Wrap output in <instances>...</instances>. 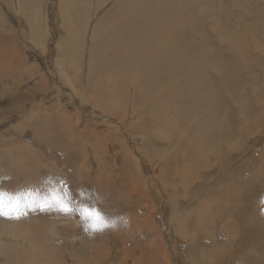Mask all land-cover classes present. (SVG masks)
I'll use <instances>...</instances> for the list:
<instances>
[{
	"label": "rangeland",
	"instance_id": "374dc122",
	"mask_svg": "<svg viewBox=\"0 0 264 264\" xmlns=\"http://www.w3.org/2000/svg\"><path fill=\"white\" fill-rule=\"evenodd\" d=\"M26 1H21L23 11L17 16L14 0H0V49L6 58L0 62V148L16 152L14 160L20 152H32L29 159H37L33 169L37 168L34 172L0 171V192L37 201L55 194L67 199L73 209L67 215L57 208L53 214L55 207L21 209L26 213L23 224H45L38 232L46 239L36 238L44 247V258L33 261L160 264V252L165 248L164 256L173 264H194V260L196 264H220L223 257L230 256L229 251L220 246L211 250V256L203 254L214 242L194 224L196 206L209 195L222 203L223 188L232 189L242 179V184L247 179L259 182L258 194L264 200V177L258 176L264 156V0H137L136 5L134 0ZM123 2L129 4L124 7ZM125 12H139L143 19L130 22L122 17ZM148 15L151 22L144 17ZM177 17L183 20L180 27L173 35H166L175 28L167 27L177 23ZM68 29L76 32L75 38H67ZM64 39L72 41L67 43L65 56L73 51L79 60V78L70 69L72 61L62 56L65 48L59 46ZM11 46L18 57L11 55ZM148 56L160 58V72H149L155 62L152 64ZM61 57L63 67L58 64ZM8 61H12L10 67ZM204 74L215 78L214 83L204 81ZM198 78L204 82L199 84ZM206 83L213 84L205 87ZM201 84L200 91L191 87ZM245 97L253 103V110L241 107ZM172 106L178 109V126L170 123ZM201 107L196 119L199 123L195 120L184 144L169 152L170 144L180 136L179 127ZM8 109L16 111L7 114ZM61 111L68 115L66 123ZM29 112L32 120L21 125ZM195 136L201 140V152H211L208 148L214 144L221 154L212 156V163L186 188L178 164L183 152L198 149ZM187 157L194 159L193 154ZM2 162L1 157L0 165ZM231 202L228 208L240 214L241 228L231 251L239 247L242 236L244 246L235 264L242 255L247 264H264V225L243 221L248 211L256 215V208L249 202ZM237 204L239 208L233 209ZM260 205L261 214L264 201ZM82 208L99 210L108 226L93 230L81 215ZM174 211L188 214L185 219L178 217L180 222H172ZM13 222L0 216V226L5 225L11 233L0 237V264H14L15 257L20 262L18 256L24 258L28 251L31 254L29 240L20 232L12 235ZM183 222H187V234L193 235L191 240L179 234L178 225ZM221 226L215 237L230 243ZM51 253L54 256L45 259ZM202 257L206 258L200 260Z\"/></svg>",
	"mask_w": 264,
	"mask_h": 264
},
{
	"label": "bare ground",
	"instance_id": "6f19581e",
	"mask_svg": "<svg viewBox=\"0 0 264 264\" xmlns=\"http://www.w3.org/2000/svg\"><path fill=\"white\" fill-rule=\"evenodd\" d=\"M22 0H14V4H12V7L14 8V13H16L17 14V16H19V12H20V10H22V2H21ZM130 0H128V2H129ZM140 1V0H139ZM145 1V0H144ZM27 3H31V0H28V1H26ZM120 2H122L121 0H120ZM126 3H127V1H125ZM143 2V1H142ZM63 3H65V1L63 2ZM62 3V4H63ZM115 3V2H114ZM117 3V2H116ZM124 3V2H123ZM134 3L135 4H133V5H136L138 2H137V0H136V2H135V0H134ZM129 4V3H128ZM127 4V5H128ZM132 4V3H131ZM121 5V4H120ZM123 6L125 5V3L124 4H122ZM127 5H125V6H127ZM113 6V5H112ZM124 6V7H125ZM28 7V6H27ZM132 7V6H131ZM139 6H137V8H138ZM129 8V7H128ZM135 8V7H134ZM29 9V8H28ZM121 9H122V7H121ZM158 9V8H157ZM133 10V9H132ZM156 10V9H155ZM23 11V10H22ZM124 11V10H123ZM127 11V10H126ZM129 12V11H128ZM128 12H125L124 14H125V16H122V17H125V18H128L129 19V21L130 22H132V21H134V20H136V19H143V16H139L138 14H139V12H138V14H131V15H128ZM150 12V11H149ZM134 13H136V12H134ZM141 13H143L144 14V12H141ZM180 13H182L183 15H186V12H180ZM120 14H121V12H120ZM123 14V15H124ZM145 15V14H144ZM155 15V14H154ZM145 18H146V20L148 21V22H151L152 21V19H151V17L148 15V17L147 16H144ZM153 17V16H152ZM170 17V16H169ZM7 18V17H6ZM149 20H148V19ZM177 19H178V17H177ZM261 19H263V18H261ZM179 20V19H178ZM56 21V20H55ZM183 22V20H179L177 23H174V24H171V25H168V29L170 28V27H175L174 29H169L168 30V32L166 33V35H168V34H170V35H173V33H174V30H176L177 29V26H178V28L180 27V25H181V23ZM6 23L8 24V25H11V23L9 22V20H8V18L6 19ZM147 23V22H146ZM247 23H249L248 21H247ZM159 25H160V23H158ZM250 24V23H249ZM248 24V25H249ZM252 24V23H251ZM157 25V24H156ZM252 26V25H251ZM66 28H68L67 26H65ZM74 27V26H73ZM75 28V27H74ZM73 28V29H74ZM251 28V27H250ZM64 29V28H63ZM68 31H70V33L68 34V36H67V38L70 40V39H72V38H75L76 37V32H74V30H73V32L71 31V30H69L68 29ZM96 32V28H94V33ZM172 37V36H171ZM63 40V42H62V44L59 46L60 48H65V49H61V51L63 52L62 53V56L64 57V58H66V57H68V59L69 60H71L72 61V67L70 68L73 72H76V75H74V77L75 78H79V74H78V69H77V66H78V63H76L77 61H79V60H77L76 59V57H75V55H74V53H73V51H72V55L71 56H65L66 55V53H67V43H72V41H69V40ZM171 43H172V41H170ZM175 43V42H174ZM121 44H122V42H121ZM68 45H70V44H68ZM123 46H125L124 44H122ZM246 46V45H245ZM69 47V46H68ZM75 47V46H74ZM74 47L71 49V50H73L74 49ZM75 50H77V49H75ZM74 50V51H75ZM0 62H2V61H4V60H6V58H4L3 57V53H4V51H3V49H0ZM176 51V50H175ZM10 53H11V55H13V57H18V55H17V50H16V48L15 47H10ZM61 55V54H60ZM63 57H61V60H59L58 61V64L60 65V67H63V66H61L64 62H63ZM78 57H80V55L78 56ZM150 59H151V63L153 64L154 62V64H153V66L149 69V72L150 73H152V72H156V70H160L161 71V69H160V58H155V60H153L154 58V56H148ZM92 59V58H91ZM241 59V58H240ZM57 60V59H56ZM66 60V59H65ZM68 61V60H67ZM215 62V61H214ZM241 62H244V64H245V61L243 60L242 61V59H241ZM240 62V63H241ZM8 63H9V67L11 66V63H12V61H8ZM69 63H70V61H69ZM206 63V62H205ZM242 64V63H241ZM247 64V63H246ZM163 65H166V64H163ZM200 65V64H199ZM243 66V65H242ZM164 68H165V70L167 71V67L166 66H163ZM239 67V66H238ZM159 68V69H158ZM164 68H162V69H164ZM204 68H205V66H204ZM69 69H67V68H65L64 69V71H68ZM157 71V72H158ZM159 71V72H160ZM156 72V73H157ZM163 72H164V70H163ZM169 73V72H168ZM170 73H171V71H170ZM202 73V72H201ZM205 73V72H204ZM66 74H68V72H66V73H64L63 72V75H66ZM163 74H165V73H163ZM205 75V74H204ZM2 76V75H1ZM203 76V75H202ZM205 76H207V75H205ZM204 76V77H205ZM201 78V77H200ZM200 78H198V81H200L199 82V84L200 83H203L204 81H211V82H213L214 83V81H215V78H212V76L210 77V76H207V77H205L204 78V81L203 82H201L202 80L200 79ZM67 79H68V81L69 82H72V79L70 78V77H67ZM202 79H203V77H202ZM3 80V79H2ZM3 82V81H2ZM213 83H206L204 86L205 87H208V86H210V85H212ZM145 85V84H144ZM75 87V86H74ZM147 87H148V85H147ZM192 87V89H194V90H196V91H200V89H202V84L199 86V87H195L194 85H192L191 86ZM9 89H10V87H8ZM161 89V88H160ZM159 90V89H158ZM75 92H77V90H75ZM77 94H78V92H77ZM240 104H241V107L242 108H245V109H247V110H253L254 109V107H253V103L250 101V99L248 98V97H245L244 99H243V101L242 102H240ZM109 106H110V104H109ZM188 106V105H187ZM173 107V106H172ZM202 108L203 107H201L199 110H197V114L196 113H194V115H193V117L190 119V120H188V121H185V122H183L182 123V125L179 127V134H180V136L176 139V140H174L171 144H170V146H169V148H168V151L169 152H171L172 150H175L178 146H180L182 143L184 144V139H185V136H187V135H189L190 134V132H191V130L193 129V128H195V124H194V121L198 118V116H199V114H200V112H201V110H202ZM188 109V108H187ZM186 109V110H187ZM12 111V114H14L15 113V109H8L7 110V114H8V112L9 111ZM173 110H174V115L172 116V117H170V123L171 124H176L177 126L179 125V119L176 117V115H175V112H177L178 111V109H177V106H175V107H173ZM190 110H192V109H190ZM189 110V111H190ZM194 110V109H193ZM193 110L192 111H190V113L191 112H193ZM38 111V110H37ZM110 111H113V109H110ZM39 112V111H38ZM11 113V112H10ZM11 114V115H12ZM27 116H28V118H26V119H28V120H24L23 121V123H21V125H23V126H25L26 124H25V122H27V121H29V120H32V118H31V113L29 112V113H27ZM67 114H66V111H61L60 112V117H61V119L66 123V121H67ZM228 117V114H227V111L225 110L224 111V119H226ZM30 118V119H29ZM70 121V120H69ZM182 122V121H181ZM195 122H197V123H199V121H195ZM65 128H66V126L64 125V127L61 129L62 131H65ZM194 130V129H193ZM192 130V131H193ZM27 132H29V130H26ZM45 133H49V134H52V131H50V130H46L45 131ZM67 135H69V134H67ZM71 135V136H70ZM69 135V138L70 137H72V134H70ZM188 137V136H187ZM193 140H194V142L196 143V144H199V143H201V140H200V138L198 137V136H195L194 138H193ZM203 148V146L201 145V144H199L198 145V149L195 151V152H189V153H187V152H183L181 155H180V158H181V160H180V164H178V166L180 167V173H182V174H180V175H182V179H183V185L186 187V184H188L189 182H191L193 179L195 180L198 176H199V172H200V170L201 169H203V168H207L211 163H212V161L210 160L211 159V157L212 156H217V155H220L221 154V152H216L215 151V148H214V144H211V146L208 148V150L209 151H211V152H201V149ZM9 150V149H8ZM8 150H6L5 149V147H3V148H0V158L2 157L3 158V162H2V164L0 165V171H3V170H7V169H9V170H15V171H17V170H19V169H25V170H32L33 169V163L34 162H36L37 161V159L35 158V159H33V160H30L29 159V155H30V153H32V152H20V155L19 156H15V157H17L16 158V160H14L13 158V154H15L16 152H14V151H8ZM183 151H185V150H183ZM264 152V151H263ZM233 153V152H232ZM188 154H193V156H194V159H192V158H190V157H187V155ZM234 155V154H233ZM233 155H232V158H233ZM261 156H262V154H261ZM222 158L224 157V155L223 156H221ZM241 160V159H240ZM137 161L138 160H136V162L135 163H137ZM224 161V160H223ZM226 161V160H225ZM239 161V160H238ZM261 161V160H260ZM4 162L6 163V167L4 166ZM242 162V161H241ZM258 162H259V160H258ZM225 163V162H224ZM257 163V162H256ZM262 163H263V165H261L260 167H262V169H261V171L259 170V172L260 173H258V176L260 177V179L261 178H263L264 177V156L262 157ZM230 164H233V162L232 163H230ZM243 164V163H242ZM234 165H235V162H234ZM254 165H256V164H254ZM257 166H258V164H257ZM174 167V166H173ZM36 168H37V166L33 169V172L34 171H36ZM182 168L184 169H186L189 173H190V175L191 176H186L185 175V170H182ZM254 168H255V166H254ZM259 169V168H258ZM229 170V169H228ZM255 170V169H254ZM256 172H257V170H255ZM177 172H179V171H177ZM184 172V173H183ZM254 172V171H253ZM255 173V172H254ZM188 174V173H187ZM254 175V174H253ZM239 177H241V176H239ZM241 179V178H240ZM194 180H193V182H194ZM263 180V179H262ZM242 181H243V179L242 180H238V181H236L237 182V185L234 187V186H232V187H234V188H232V189H230L229 187H225V188H223V190H225V191H223V194H224V196H225V200L221 203V201H219L218 202V199L217 198H214V197H212V196H208V197H206V198H204L199 204H198V206H196L197 207V211H196V214H197V216H196V219H195V222H194V224L196 225V227H197V229L201 232V234H207V237L210 239V240H212L213 242H214V245L213 246H206V251H204V255H207V256H211L212 255V253H211V250H214V249H216V248H218V247H220V246H224L226 249H225V252H227V251H229V254L228 255H230L229 257H227V256H225V257H223V259L220 261V264H227V263H236V259H237V254H238V252L242 249V248H244V246L242 245V240H243V236L240 238V245H239V247L236 249V251L234 250V251H231V249H232V245L233 244H235V243H238V238H235L239 233H240V231H241V228H240V226H239V213H234V212H232V210H230L229 208H228V206L229 205H231L232 206V204L234 203H232L231 201L232 200H237L238 201V203H242V204H246L247 202H249L248 204H251L252 206H253V208H256V210H257V214L256 215H253L250 211H248V214H246L247 216L245 217V218H243V221H245L246 223H248V224H260V226L261 225H264V212H262L261 214H260V210L262 209V206L260 205V204H262V202L264 201L262 198H261V196L258 194V190H259V188H260V183L259 182H257V181H255L254 179H247L246 181H245V183H243L242 184ZM261 181V180H260ZM264 181V180H263ZM192 182V183H193ZM165 185H167V182H166V184ZM170 186V185H169ZM189 186H191V184H189ZM187 188V187H186ZM185 188V189H186ZM262 189H264V185H263V187H262ZM164 190H166V189H164ZM169 190V189H168ZM230 190H232V191H234L235 193H233V192H231ZM246 191H248L249 193H254V194H246ZM203 192V191H202ZM173 193V192H172ZM263 193V192H262ZM176 194V193H175ZM188 195V194H187ZM176 196V195H175ZM223 196V197H224ZM237 197V198H236ZM171 198V197H170ZM196 199V198H195ZM219 200H221V199H219ZM218 202V203H217ZM175 203V202H174ZM219 204V205H218ZM190 205H191V203H190ZM223 205H225L226 207H225V209H228V212L227 213H224V207H223ZM194 206V207H195ZM239 204H237V205H234V208L233 209H237V208H239ZM249 208V207H248ZM175 209H176V207H175ZM191 210V209H190ZM192 210H193V208H192ZM264 210V209H263ZM52 212H53V214H57V212H58V210L55 208V209H53L52 210ZM171 212V211H170ZM188 212V211H187ZM62 213V212H61ZM186 213V212H185ZM222 213V214H221ZM69 214V213H68ZM71 214V213H70ZM187 214L188 213H186V214H184L182 211L181 212H179V211H174L173 213H172V215L170 216V219H171V221L172 222H175V221H179V219H178V217H180V220L181 219H183V217H184V219H185V217L187 216ZM194 214V213H193ZM207 214H208V216H207ZM66 215H67V213H66ZM192 215V214H191ZM221 218V219H220ZM223 218H225V221H224V223H223V225L220 223V221L223 219ZM11 220H13L14 222H15V226L13 227V229H12V235H18L17 233L18 232H20L21 234H20V236L22 235V237L24 238V239H26V240H29V242H30V244H29V250H31V254H29V251L27 252V254H25L26 256L24 257V255L22 256V257H24V258H20L19 256H18V259H20V262L17 260V257H15V259L14 260H12V262L14 263V264H22V263H26V264H38V262L36 263V262H34L33 261V259L35 258V257H39V256H41V257H43V252H44V247H43V245L41 244V243H39V242H36V238H38V236L37 235H39L40 236V239L41 240H45L46 239V236H45V234H40V232H38V228H39V226L41 227V229H44V222H40V223H38V224H36V225H34V224H32V223H27V224H23L22 223V215H20L19 216V218H10ZM71 219V218H70ZM59 221H62V220H60L59 219ZM65 221V220H64ZM68 221V220H67ZM169 222H170V220H168ZM188 221V220H187ZM14 222H13V224H14ZM71 222V221H70ZM128 222H130V221H128ZM172 222L170 223V224H172ZM180 222V221H179ZM126 223H127V221H126ZM187 223V222H186ZM186 223L185 222H183V223H181L180 225H178V231H179V234H180V236L182 237V238H184V239H189V240H191V238L193 237V235H189V234H187V231L189 232V230H187L186 229V227H188L187 225H186ZM7 224V223H6ZM9 224H12V223H9ZM9 224H7L8 226H9ZM12 224V225H13ZM70 224V223H69ZM75 224H76V222H75ZM75 224H72V225H75ZM71 225V226H72ZM120 225V224H119ZM131 225V224H130ZM173 225V224H172ZM222 225V226H221ZM121 226H122V224H121ZM126 226V225H125ZM223 227L224 228V230L222 231L223 232V234H225V235H227V236H229L230 238H231V241H230V243H226L225 241L224 242H220L219 241V238L218 237H215L216 235H217V232H221L220 230H219V227ZM6 226L5 225H1L0 226V237H2V235L3 236H9V235H11V233L10 232H8L7 230H5L6 228H5ZM16 227H17V229H16ZM77 227V226H76ZM173 227V226H172ZM71 228V227H70ZM47 229V228H46ZM72 229H73V227H72ZM174 229H175V227H174ZM5 231H7L6 233H5ZM73 231V230H72ZM121 231V230H120ZM175 231V230H174ZM193 231V230H192ZM194 232V234H195V232L196 231H193ZM75 233V232H74ZM190 233H191V231H190ZM159 234V233H158ZM173 235V234H172ZM8 238V237H7ZM149 238H151L150 236H149ZM249 238V237H248ZM129 239V238H128ZM128 239H125V241H127ZM2 241V240H1ZM159 242H160V240H159ZM248 242V241H247ZM163 242H161V244H162ZM22 244H24V242L22 243ZM157 244V243H156ZM155 244V245H156ZM159 244V243H158ZM10 245V244H9ZM124 246L126 245V243L124 242V244H123ZM77 246V245H76ZM157 246V245H156ZM27 247V246H26ZM126 248V247H125ZM161 248V247H160ZM235 248V247H234ZM162 250V252H160L161 253V256L162 257H160V264H161V261L164 263V264H173V261L170 259V257H168V255H166V256H164L165 254H167V250L165 249V248H163V249H161ZM243 250V249H242ZM21 251V250H20ZM20 251H17V253L19 252L20 254L22 253V252H24V251H22V252H20ZM160 251V250H159ZM5 252H7V250H4V260H5V262H6V260H7V257H6V255H5ZM9 252V251H8ZM145 252V251H144ZM149 252V251H148ZM151 252V251H150ZM0 253H2V250H1V248H0ZM18 253V254H19ZM152 253V252H151ZM134 254V253H133ZM153 254V256L155 255L154 254V252L152 253ZM152 254H151V256H152ZM51 255L52 256H54V254L53 253H51L50 255H48V256H46L45 257V259L47 258V257H50L51 258ZM233 255H235V257H233ZM152 256V257H153ZM26 257H30L28 260L27 259H25ZM41 257H39V259L41 258ZM157 256H155L154 258L155 259H158V258H156ZM164 257H166V259H168V261L166 262L165 260H164ZM242 257L243 258H240L239 259V264H247V261H246V256L245 255H242ZM44 258V257H43ZM43 258H41V260L43 259ZM54 258V257H53ZM52 258V259H53ZM153 258V262L155 263V259ZM206 257H202V259H200V260H203V259H205ZM262 259L264 260V250L262 251ZM25 261V262H24ZM4 262V263H5ZM22 262V263H21ZM125 263V262H124ZM158 263H159V261H158ZM150 264V263H149ZM156 264V263H155ZM194 264H196L195 263V260H194Z\"/></svg>",
	"mask_w": 264,
	"mask_h": 264
},
{
	"label": "snow or ice",
	"instance_id": "6c2138e0",
	"mask_svg": "<svg viewBox=\"0 0 264 264\" xmlns=\"http://www.w3.org/2000/svg\"><path fill=\"white\" fill-rule=\"evenodd\" d=\"M39 207L41 210L57 208L59 211L71 213L73 209L70 207L69 201L62 196L53 194L39 201L35 199H21L20 196H8L6 193L0 192V216L8 218H19L20 215L26 214L21 211L22 208ZM81 215L88 222L93 230H102L107 227V221L103 214L97 209L82 208Z\"/></svg>",
	"mask_w": 264,
	"mask_h": 264
}]
</instances>
